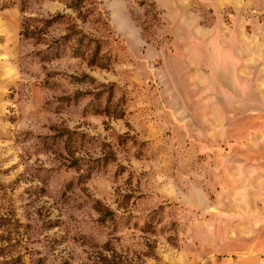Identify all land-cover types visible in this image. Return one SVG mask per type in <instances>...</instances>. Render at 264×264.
I'll use <instances>...</instances> for the list:
<instances>
[{"label":"rangeland","instance_id":"rangeland-1","mask_svg":"<svg viewBox=\"0 0 264 264\" xmlns=\"http://www.w3.org/2000/svg\"><path fill=\"white\" fill-rule=\"evenodd\" d=\"M0 0V264H264V0Z\"/></svg>","mask_w":264,"mask_h":264},{"label":"trees","instance_id":"trees-1","mask_svg":"<svg viewBox=\"0 0 264 264\" xmlns=\"http://www.w3.org/2000/svg\"><path fill=\"white\" fill-rule=\"evenodd\" d=\"M79 1L80 0H74V5H72V7H70V8H72L74 10L77 9L78 8Z\"/></svg>","mask_w":264,"mask_h":264}]
</instances>
